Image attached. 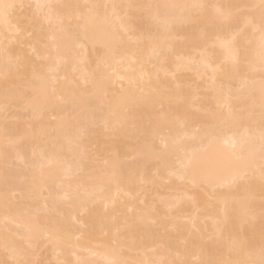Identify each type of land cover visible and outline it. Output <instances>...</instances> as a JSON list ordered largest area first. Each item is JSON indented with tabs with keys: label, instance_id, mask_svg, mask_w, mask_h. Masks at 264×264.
Here are the masks:
<instances>
[{
	"label": "bare ground",
	"instance_id": "6f19581e",
	"mask_svg": "<svg viewBox=\"0 0 264 264\" xmlns=\"http://www.w3.org/2000/svg\"><path fill=\"white\" fill-rule=\"evenodd\" d=\"M0 264H264V0H0Z\"/></svg>",
	"mask_w": 264,
	"mask_h": 264
}]
</instances>
